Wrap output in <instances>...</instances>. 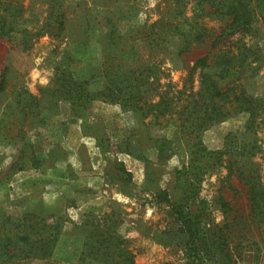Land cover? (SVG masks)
<instances>
[{"label": "rangeland", "instance_id": "obj_1", "mask_svg": "<svg viewBox=\"0 0 264 264\" xmlns=\"http://www.w3.org/2000/svg\"><path fill=\"white\" fill-rule=\"evenodd\" d=\"M0 2L22 6L17 28L41 32L25 51L0 37V83L7 67L0 91V236L3 228L12 230L19 219L36 214L58 232L54 261L93 264L91 256L85 261L79 256L87 249L89 224L114 221L135 264H264V222L251 212L241 174L251 168L242 145L254 141L263 150L254 158L264 174V122L247 131L249 113L226 103L222 120L200 127L202 119L188 104L198 97V76L189 81L194 62L208 57L212 64L233 43L232 36L218 38L226 20L196 17L195 0ZM195 20L207 27L203 42L184 37ZM254 27L246 40L264 54L262 19ZM64 74L91 93L87 105L78 99L79 89L64 97L59 90ZM120 77L126 82L119 84L118 99L108 98ZM135 77L144 81L138 87L128 80ZM242 77L250 91L264 97V66L252 56ZM184 90L159 116L156 109L137 110L128 97L140 94L143 105L158 101L164 91L174 96ZM187 196L184 215L192 218L201 208L210 224L227 225L224 251L211 244L210 230L199 236L197 251L182 240L167 243L170 236L185 235L172 230L177 215L168 201Z\"/></svg>", "mask_w": 264, "mask_h": 264}, {"label": "trees", "instance_id": "obj_2", "mask_svg": "<svg viewBox=\"0 0 264 264\" xmlns=\"http://www.w3.org/2000/svg\"><path fill=\"white\" fill-rule=\"evenodd\" d=\"M195 1L196 17L202 18L214 14L220 17L221 20H226V26L218 38L221 41L224 40L225 36H232L233 43L230 47H222L214 56L212 64L208 62V57L198 58L194 62L189 81L193 84L195 76H198V97L189 101L188 104H190V107L192 106V111L197 114V119H202V123H199V126L202 127L208 125V122L211 124V122L222 120L226 116L222 109L223 106L226 103H234L238 111L249 113L245 128L247 131H251L254 127H258L264 122V97L257 96L250 91V85H246L243 82L242 75L244 66L251 56L253 60L260 63V66H264V54L260 49L254 50L253 45L246 40V37H253L254 33H256L254 23L257 20L262 19L264 23V9L259 7L260 4L264 3V0ZM205 6H208L210 10L205 9ZM21 15V5L10 2L2 7L0 2V37L8 38L12 43V47L25 51L30 47L33 37H38L41 32H32L27 28H17L18 23H20L19 16ZM195 23L194 30L184 33V37L193 36L195 41L203 42L208 31L207 27L204 21L199 23L195 20ZM6 73L7 67L2 72L0 91L5 89ZM61 80L65 81L59 87L64 97L70 98V96H75L80 91L81 94L78 99L82 101L84 106L88 104L91 93L87 91L83 83L73 82L65 74ZM118 80H114V84H111L115 90L112 89L110 92L111 95L108 97L110 99L115 97V99H118L117 93H119L121 87L119 84L126 82L122 77ZM128 80L131 86L136 87H138L139 83L144 82L139 77ZM152 83V81H148L149 86ZM184 94H186L185 90L183 92L179 91L174 96H169L168 91H164L159 95L158 101L146 100L143 105L138 103V100L143 99L140 94L132 91L128 97L132 100L134 99L137 110L143 111L150 108L151 111L156 109L155 115L159 116L164 115L172 108L178 95L182 96ZM74 102L72 100V103ZM113 136L115 137L116 135ZM252 143L251 146L250 143L242 145L244 149L242 153L247 154L251 168L247 173L243 171L241 174L244 176L248 186L251 212L254 218L264 222V174L261 172L260 163L254 158L263 150L256 141ZM224 153L226 152H220V156ZM220 159H222V156ZM232 164L233 162L230 160L228 165H226L229 173L233 170ZM191 191V193L195 194L194 196L198 194L195 193L194 189ZM189 199L187 196L183 197L178 203L168 201L171 206V212L177 215V222L172 230L185 235L182 237L170 236L167 243L172 244L182 240L190 251H197L200 247V240L203 239L202 236H199L202 235L203 231L210 230L211 244L217 251H224L227 247V235L224 232L227 225L224 224V226L220 227L214 222L211 225L207 219L204 220L203 209L201 208L196 209L192 218H189V215H184L185 205ZM219 201L225 209H231L224 196H220ZM104 217L111 216L107 214ZM102 221H105V219H102ZM89 225L92 226V230L85 242L87 249H83L79 253L80 261H85L88 256H91V260H94L93 264L110 260H112V264L113 262L115 264H135L133 254L127 250L126 246L122 247L124 243L122 238L117 235V222L101 224L99 221L97 223L92 222ZM57 242L58 232L54 231V228L49 226L38 215L30 213L19 219L12 230L3 228L2 236H0V259H2V264H30V261L34 258L48 260L50 261L49 264H63L64 260H53ZM115 257H120L121 259L115 261Z\"/></svg>", "mask_w": 264, "mask_h": 264}]
</instances>
